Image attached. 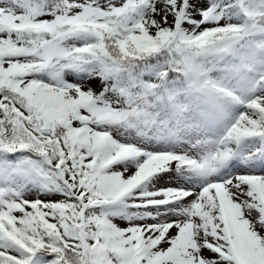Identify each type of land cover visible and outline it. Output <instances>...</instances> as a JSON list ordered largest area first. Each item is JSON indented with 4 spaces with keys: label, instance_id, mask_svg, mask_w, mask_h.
Wrapping results in <instances>:
<instances>
[{
    "label": "snow or ice",
    "instance_id": "6c2138e0",
    "mask_svg": "<svg viewBox=\"0 0 264 264\" xmlns=\"http://www.w3.org/2000/svg\"><path fill=\"white\" fill-rule=\"evenodd\" d=\"M0 264H264V0H0Z\"/></svg>",
    "mask_w": 264,
    "mask_h": 264
}]
</instances>
